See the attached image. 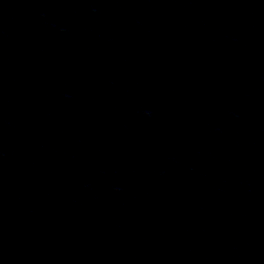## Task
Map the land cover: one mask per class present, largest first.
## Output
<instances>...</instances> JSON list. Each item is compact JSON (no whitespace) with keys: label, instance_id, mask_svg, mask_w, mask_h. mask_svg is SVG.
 Here are the masks:
<instances>
[{"label":"water","instance_id":"water-1","mask_svg":"<svg viewBox=\"0 0 264 264\" xmlns=\"http://www.w3.org/2000/svg\"><path fill=\"white\" fill-rule=\"evenodd\" d=\"M0 264H264V0H0Z\"/></svg>","mask_w":264,"mask_h":264}]
</instances>
